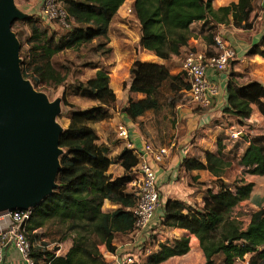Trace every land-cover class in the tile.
<instances>
[{
    "label": "trees",
    "instance_id": "obj_1",
    "mask_svg": "<svg viewBox=\"0 0 264 264\" xmlns=\"http://www.w3.org/2000/svg\"><path fill=\"white\" fill-rule=\"evenodd\" d=\"M125 1L65 0L73 22L71 29L58 37L52 35L38 19H26L24 23L31 30L28 39L32 54L30 68L34 71L35 82L62 84L66 76L53 65L54 56L67 48L105 37ZM257 1L238 0L237 3L215 7L213 0H135V11L141 25V52L149 50L166 63L144 62L140 56L134 60L130 68L129 90L135 97L129 99L122 111L123 116L139 121L149 111H159L164 104L175 108L184 93L189 92L190 83L185 71L173 74L167 62L188 49L190 40L199 34L207 43L215 42L214 30L220 24L253 30ZM196 22H202V26L193 25ZM194 28H199L196 35ZM207 54L213 53L207 51ZM247 55L264 58V32ZM23 73L29 78L26 69ZM110 82L111 74L105 69H98L93 78L79 85V89L86 91L99 105L72 112L71 121L61 136L64 153L58 187L40 205L31 209L26 231L35 244L31 250L35 264H114L115 255L119 252L115 242L135 231L137 218L133 210L139 193L132 182L138 176L140 156L119 135L117 140L121 147L115 152L101 141L98 131L92 126L106 120L110 113L104 107H114L117 101ZM226 92L227 104L222 117L215 123L220 129L216 151L206 152L204 158L187 156L182 161V167L191 173L195 182H198L201 173L194 174V171L208 172L217 191L209 187L203 204L193 208L183 200L168 199L159 225L167 229L185 228L197 236L205 256L203 264H216L218 256H222L223 264H238L243 262L244 255H249V264H263L264 206L252 213L245 229H241L230 216L234 207L251 197L255 183L245 178L232 183L225 179L234 161L225 154L226 144L222 136L228 128L226 124L232 126L250 121L254 105H259L264 112V83L257 80L241 83L233 72L227 80ZM194 104L193 111L206 110ZM140 125L142 127V123ZM239 129L243 130L242 127ZM240 138L246 146L238 163L252 175L264 176V134L255 137L244 134ZM117 166L122 167L121 174L115 173ZM49 222H57L66 228L64 240L71 239L72 245L65 255H58V248L52 252L40 249L36 244L37 235L33 239L30 236ZM151 230L149 243L153 245L152 251L141 255L142 262L129 264H161L190 251L189 237L158 243L153 240L155 227ZM146 240L144 237L142 242ZM102 245L111 254L110 261L101 252Z\"/></svg>",
    "mask_w": 264,
    "mask_h": 264
},
{
    "label": "rangeland",
    "instance_id": "obj_2",
    "mask_svg": "<svg viewBox=\"0 0 264 264\" xmlns=\"http://www.w3.org/2000/svg\"><path fill=\"white\" fill-rule=\"evenodd\" d=\"M16 3L20 9L30 14V18H36L40 21L42 0H16ZM134 3L135 0H126L124 2L113 19L108 34L105 37H99L90 43H83L80 46L67 48L54 56L53 65L60 73L66 76L64 82L59 85L35 82L33 79L35 75L34 71L30 68L32 62L31 44L28 42L31 30L28 24L24 23L25 20H18L14 25L13 29L18 33L22 43L20 52L22 70L26 69L28 71L29 79L35 88L45 92L51 100L62 98V111L58 116V121L64 130L71 121L72 112L87 110L99 105V102L91 98L86 91L79 89V85L93 78L98 69H105L111 74L110 85L114 89L117 101L114 107H104L110 113V116L106 120L92 124V126L98 131L101 139H107L112 143L118 142V123L125 118L122 111L129 103V99L135 97L129 90L131 82L130 68L137 57L145 56V54L140 55L142 53L140 46L141 25L136 15ZM257 8L263 10L261 6ZM255 11L253 13V16H256L254 29L260 32L263 26L262 20H259V26H256V21L260 13L257 9ZM42 21H40L42 25L48 27L50 33L57 37L66 34L71 29L57 22L45 23ZM233 27V25L230 27H217L214 30V35L221 34L223 36L224 29H233ZM194 29V35H196L198 30L196 28ZM204 40L200 41L198 46H194L195 44L191 43V46L181 55L172 57L167 62L171 73L178 74L184 71V59L189 50L198 52L209 51L214 54L216 52L215 42L208 41V43H211L209 45L205 38ZM242 58L244 59L231 61L230 68L232 69L230 73L234 72L241 83L252 80L264 83V58L258 55L247 54ZM193 107H195V104L192 101L190 92L187 91L175 108L164 104L159 111H149L139 119L141 121L140 123H142L145 139H150L153 142L156 141L155 145L164 144L167 147L171 146L175 137L176 141L183 139V144H189V142L195 140L194 145L191 146L189 155H198L195 157L204 158L206 153L205 149L206 147L209 148L210 144L203 143L202 141L197 142L196 136L200 133V129H189L188 134H184L183 138H181V134L176 133L177 128L180 129L182 126L186 128V120L181 119L180 115L182 113H190V111H193ZM226 127H228V130L224 131L222 140L226 144L225 154L234 161V165L226 174L225 179L232 183L236 179L245 178L247 181H253L255 183L251 197L242 201L230 211V216L236 220L238 226L241 229H245L250 222L252 213L264 206V176L252 175L248 172L247 168L242 167L238 163L240 154L245 148L246 143L240 137L233 138L229 133V129L232 127L238 129L242 127L244 134L249 137L262 135L264 134V112L261 111L259 105H254V113L250 121H247L245 124L235 123L232 126L226 124ZM171 152H179L178 147L176 145L172 146ZM213 180V177L208 172H202L198 182L193 181L191 178V186L199 189L203 193H200L193 199L191 198L190 203H188L189 206L193 208L202 205L203 195L206 194L209 187L213 191H217ZM185 182L186 177L183 175L180 177L179 187ZM151 232L152 230L149 235H151ZM34 235H37L38 240H36V244L40 249L52 252L56 248H59L62 250L60 255H63L69 247V241L64 240L66 228L57 222H49L43 228H40L37 233L30 235L32 239L35 237ZM118 239L122 241L121 237ZM153 240H156L158 243H169L172 241L167 237V228L164 226L161 227L158 234L156 232L153 235ZM149 242L150 238L140 243V250L138 246H135V243H129L119 249V252L122 255L135 252L139 257L143 249L149 248V246L153 247L150 244L147 246ZM103 255L106 257L104 253ZM221 258L222 256L217 257L216 264H223ZM110 259L112 258H109V261ZM189 264H198V262H190ZM238 264H245V262H239Z\"/></svg>",
    "mask_w": 264,
    "mask_h": 264
},
{
    "label": "water",
    "instance_id": "obj_3",
    "mask_svg": "<svg viewBox=\"0 0 264 264\" xmlns=\"http://www.w3.org/2000/svg\"><path fill=\"white\" fill-rule=\"evenodd\" d=\"M30 14L0 0V214L31 210L58 187L62 98L51 100L22 70L21 40L13 29Z\"/></svg>",
    "mask_w": 264,
    "mask_h": 264
},
{
    "label": "crops",
    "instance_id": "obj_4",
    "mask_svg": "<svg viewBox=\"0 0 264 264\" xmlns=\"http://www.w3.org/2000/svg\"><path fill=\"white\" fill-rule=\"evenodd\" d=\"M237 2L238 0H213V4L215 7L227 6L230 5L231 3H237ZM257 3L258 6H261L263 8V10L262 9L260 10V8H256L257 11L260 13V16L256 21L257 23L256 26H259V20H262V25H263L260 32L256 31L255 29L246 31L236 27H233V29L230 28L224 29L223 37L229 45H233L236 48L238 55L237 59H241V60L244 59L242 57H244L247 54V52L251 49L252 45L260 39V37L264 32V0H258ZM193 25L201 27L202 22H196ZM220 26L230 27L232 26V24H220L219 27ZM203 40H204L203 36L199 34L197 37H193L190 40L189 46H191V43L195 44L194 46H198V43ZM142 54H145V56L140 57V59L144 62L166 63L163 59L157 57L153 52L149 50H144L140 55ZM231 69L232 68H230V70ZM230 70L227 72H220L214 68H209L207 71L208 79L212 83H216L220 85L219 94L214 98L212 105L209 108L204 107V109L206 110L202 109L203 111H199V112L190 111V113H182L180 115L181 119L186 120V124H185L186 128H184L185 126H182L180 129L177 128L176 133L181 134V138H183L184 134H188L189 129H196V130L200 129L201 131L196 136V140L197 142L202 141L203 143L210 144L209 148L206 147L205 149L206 152L208 151L213 152L216 150L217 147L216 139H217V135H219L220 133V129L216 127L215 123L217 122L218 119L222 117L223 108L227 104L226 83L230 75ZM123 121L126 122V124L128 125L130 129L131 139L138 147H141L145 143L153 142L150 141V139L147 140L145 139L144 131L142 130L139 121H133L126 117L123 119ZM227 130L228 128L226 129V131ZM101 141L107 144L108 146H110L111 148H113L114 150H116L115 152H118L120 150L121 147L120 142L112 143L107 139H101ZM182 141L183 139H181V141H176V137H175V139L171 143V146L168 147L169 154L167 158L163 163L158 164L156 167L158 182L161 189L160 206L157 209V212L152 221V228L155 227L156 232H157V228L159 231L162 227V225H159V223L163 215V206L168 199L170 198L180 199L187 203H190L191 198L193 199L200 193H203L200 192L199 189L191 186L190 184L191 173L187 172L182 167L183 159L187 156H193V155H189V153L191 152V146L194 145L195 140L189 142V144L187 143L183 144L184 141L183 142ZM155 143L156 141L153 142L154 145ZM175 145L178 147L179 152L172 153L171 147ZM158 146H165V145L160 144ZM114 171L116 174H121L122 167L117 166L115 167ZM202 172H206V171H200V172L194 171V174H198ZM183 175L186 177V182L182 183V186L179 187L180 177H182ZM108 206L111 205L109 204ZM11 225H12L11 217L6 213L0 214V234L2 232L8 231ZM184 236L190 238V248H191L190 251L184 255L172 257L161 264H189L190 262L194 263L195 261L198 262V264L204 263L205 256L200 247V241L197 238V236H195L188 229L185 228L167 229V237H169V239L171 240ZM121 239L122 241L118 240L115 242V244L118 246V249H121L122 247L126 246L129 243L130 244L135 243V245L139 244L144 240V235L143 233H140L139 231L135 230L128 234L123 235ZM68 241H69V247L67 248L66 253L68 252V250L72 245L71 239H68ZM101 251L105 254L106 258H108L107 260L111 258V254L107 251L105 245H102ZM60 252H62V250ZM66 253H64L63 255H65ZM4 255H5V261L3 264H26L21 252L15 247L14 243L12 242L7 243L6 246L4 247Z\"/></svg>",
    "mask_w": 264,
    "mask_h": 264
},
{
    "label": "built area",
    "instance_id": "obj_5",
    "mask_svg": "<svg viewBox=\"0 0 264 264\" xmlns=\"http://www.w3.org/2000/svg\"><path fill=\"white\" fill-rule=\"evenodd\" d=\"M40 16L42 22H57L66 28H70L73 22L65 6V0H42ZM215 50L216 52L212 55H208L206 51L191 50L184 59L183 68L190 83L189 92L192 101L201 107H209L220 92V85L208 79V69L214 68L220 72H227L230 70L231 61L237 60L238 57L236 48L229 45L221 34L215 36ZM229 133L233 138L244 135L242 129L235 127L229 129ZM118 135L127 142L128 147L136 150L141 159L138 176L132 182L139 193V200L133 211L137 218L135 230L143 233L146 240L150 236L152 221L161 201L156 167L165 161L169 150L166 146H156L153 143H145L138 147L132 141L130 129L124 121L118 125ZM6 214L11 217L12 225L8 231L0 234V264L5 261L4 247L9 242L14 243L21 252L26 264H35L31 257V250L35 244L30 241L26 231V225L31 218V210H15ZM139 244L135 246H138L140 250ZM149 244L153 246L152 243H148L147 246ZM152 249L153 247L150 246L143 249L139 257L135 252L124 255L117 252L114 264L142 262L141 255L149 254ZM60 251L61 249L57 251L58 255ZM243 258V262L249 264V255H244Z\"/></svg>",
    "mask_w": 264,
    "mask_h": 264
}]
</instances>
